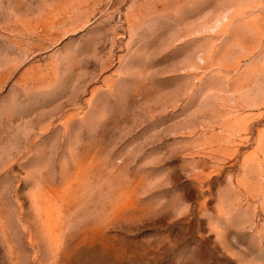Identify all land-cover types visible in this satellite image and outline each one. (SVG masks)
I'll return each instance as SVG.
<instances>
[{"label":"rangeland","instance_id":"1","mask_svg":"<svg viewBox=\"0 0 264 264\" xmlns=\"http://www.w3.org/2000/svg\"><path fill=\"white\" fill-rule=\"evenodd\" d=\"M0 264H264V0H0Z\"/></svg>","mask_w":264,"mask_h":264},{"label":"crops","instance_id":"2","mask_svg":"<svg viewBox=\"0 0 264 264\" xmlns=\"http://www.w3.org/2000/svg\"><path fill=\"white\" fill-rule=\"evenodd\" d=\"M260 32H261V29H260ZM254 33H255V31H254ZM259 34H260V33H255V34H254V38H258V37H259Z\"/></svg>","mask_w":264,"mask_h":264}]
</instances>
